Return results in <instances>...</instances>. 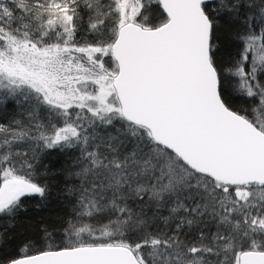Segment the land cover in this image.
<instances>
[{
	"label": "snow or ice",
	"instance_id": "1",
	"mask_svg": "<svg viewBox=\"0 0 264 264\" xmlns=\"http://www.w3.org/2000/svg\"><path fill=\"white\" fill-rule=\"evenodd\" d=\"M0 264H264V0H0Z\"/></svg>",
	"mask_w": 264,
	"mask_h": 264
},
{
	"label": "trees",
	"instance_id": "2",
	"mask_svg": "<svg viewBox=\"0 0 264 264\" xmlns=\"http://www.w3.org/2000/svg\"><path fill=\"white\" fill-rule=\"evenodd\" d=\"M49 159L52 161H55L57 159V157L55 156V154H53V156H51Z\"/></svg>",
	"mask_w": 264,
	"mask_h": 264
}]
</instances>
